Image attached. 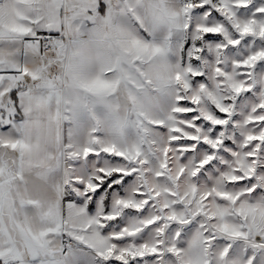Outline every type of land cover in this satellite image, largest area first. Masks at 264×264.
<instances>
[{"label":"snow or ice","instance_id":"snow-or-ice-1","mask_svg":"<svg viewBox=\"0 0 264 264\" xmlns=\"http://www.w3.org/2000/svg\"><path fill=\"white\" fill-rule=\"evenodd\" d=\"M0 264H264V0H0Z\"/></svg>","mask_w":264,"mask_h":264}]
</instances>
